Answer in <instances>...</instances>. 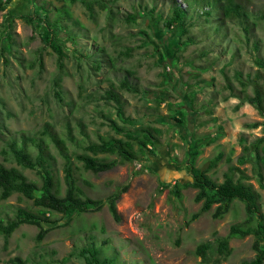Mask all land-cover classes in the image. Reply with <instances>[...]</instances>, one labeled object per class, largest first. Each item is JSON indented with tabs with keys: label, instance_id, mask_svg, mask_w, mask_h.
<instances>
[{
	"label": "rangeland",
	"instance_id": "obj_1",
	"mask_svg": "<svg viewBox=\"0 0 264 264\" xmlns=\"http://www.w3.org/2000/svg\"><path fill=\"white\" fill-rule=\"evenodd\" d=\"M90 1L91 11L79 0H12L0 11V162L15 166L40 185L35 170L5 160L1 150L12 139L19 140L21 132L40 136L44 125L58 134L69 127L76 144L69 142L71 152H80L78 144L97 141L99 136L122 137L109 119L130 130L142 125L156 128L159 147L141 159L98 173L84 170L73 158L77 184L87 195L106 199L119 193L115 205L120 222L114 221L107 204L71 219L54 214L51 218L57 221L44 223L49 229L39 242V228L22 224L7 242L0 234V264H12L15 256L27 264H85L70 253L90 241L107 247L101 257L111 253L120 264H199L201 258L192 253L195 246L224 236L245 214L243 203L235 200L221 218L212 217L213 205L189 219L201 202L194 200L193 187L174 193V184L191 182L192 177L173 162L182 164L191 147L198 149L194 166L208 163L203 171L217 182L229 165L238 166L260 194L264 214V155L255 158L247 153L240 161L243 146L264 136V117L235 97L243 95L237 73L249 84L246 94H253L255 79L264 92V66L257 64L258 59L264 61V0H238L247 14L242 23L227 19L222 6L211 8L206 0ZM174 5L187 12V32L181 37L176 26H165ZM40 6L50 20L61 18V68L52 48L18 17ZM130 16L135 19L129 20ZM126 80L135 89L122 86ZM109 89L118 94L123 117L129 120L117 115L115 101L106 96ZM187 103L190 113L184 107ZM256 122L257 127H250ZM48 150L53 156L51 170L63 190V159L52 143ZM218 154L221 157L209 168ZM16 206L36 209L31 200L13 193L0 200V219L6 221ZM253 240L252 235L231 239L230 254L210 264L251 259Z\"/></svg>",
	"mask_w": 264,
	"mask_h": 264
},
{
	"label": "trees",
	"instance_id": "obj_2",
	"mask_svg": "<svg viewBox=\"0 0 264 264\" xmlns=\"http://www.w3.org/2000/svg\"><path fill=\"white\" fill-rule=\"evenodd\" d=\"M12 0H0V11L6 9ZM77 0H67L73 3ZM89 11L92 10L90 0H79ZM213 2V5L212 3ZM206 5L212 7L222 6L224 17L229 20L242 23L247 14L244 6L238 0H206ZM102 7H104L102 5ZM206 14L208 10L204 11ZM186 10L179 5H174L172 15L166 20V28L176 26L177 37H181L187 32V14ZM59 15V11H58ZM16 17L15 15L12 18ZM18 17L23 18L30 23L38 32L41 40L46 46L52 48L57 54L58 66L62 67V57L64 42L60 38L63 31V24L60 16L53 20L49 19L48 11L42 6L33 8L31 13L21 14ZM12 18L8 22V26L12 23ZM129 20H134V16L128 17ZM245 31L247 27L244 26ZM5 35L9 37L8 29L5 30ZM39 59V58H38ZM41 63V61H39ZM257 64L264 66V61L257 60ZM237 77L241 84L242 96L240 102L252 104L258 114L264 117V92L262 86L255 80H252L253 94L248 95L245 88L248 82L241 78L240 73ZM59 85L58 80L55 81ZM122 86L126 89H135L128 84V81H122ZM58 92V91H57ZM56 92V93H57ZM194 94V93H193ZM106 96L108 99H113L117 105L116 113L123 120L129 118L123 117L122 103L118 94L114 90H107ZM234 96V94H233ZM193 97V96H191ZM191 101V100H190ZM188 113L193 111L190 103L184 106ZM183 115L182 112H178ZM180 123L177 118L173 119ZM110 127L122 137L114 136H99L97 141H87L84 144H78L80 152H71L69 150V142L75 144L74 136L69 127L65 134H58L52 130L49 125H44L39 135L26 134L21 132L19 140L12 139L5 149L1 150L5 160L12 159L19 166L35 170L40 185L34 181H30L26 176L15 166H6L0 162V200H5L13 193H18L24 198L31 200L36 209L28 207L16 206L12 216L7 217L6 221L0 219V234L3 235L4 241L7 242L8 237L13 231L22 224H33L39 228L36 235V241L41 239L48 232L49 228L44 226V223H55L57 219L51 218L54 214H60L71 219L74 215H80L86 212H95L100 210L105 204L115 222H120L121 215L116 209L115 202L119 197V193L115 192L109 195L106 199L93 198L87 195L85 190L77 184V179L74 174L76 169L73 166V158L81 163L84 170L98 173L107 171L118 164L124 162H132L141 159L145 154L153 153L159 147V138L155 134L156 128L151 126H143L135 130L123 128L113 119H109ZM258 122L251 124L250 127H257ZM49 143H52L58 154L63 159V184L62 190L59 179L51 170L53 156L48 150ZM264 136L257 137L248 145L243 146V156L240 160L245 161V155L252 153L255 158H260V153L264 155L263 145ZM198 154V149L191 147L189 149V157L182 163L173 165L176 169L184 168L192 177L191 182L183 184H174V193L180 194V188L193 187L197 189L194 200L201 202L198 211L190 216V220L196 219L202 213L209 211L214 205L211 213L213 218L223 217L232 207L235 200L243 203L244 218L241 221L234 222L229 226L228 232L224 236H216L213 240H206L198 243L192 253L199 256V264H210L211 262L219 263L222 258L227 257L231 248L229 241L233 238H244L252 235L254 240L252 248L255 252L254 256L249 260H243L240 264H263L264 262V214L261 212L260 194L254 190L250 183H247L246 174H244L238 166L229 165L223 173V180L217 182L207 175V171H201V167L194 166V159ZM109 155H114L110 158ZM221 154L210 161V167H213ZM239 175L235 177V174ZM126 187L123 188V190ZM107 250L103 244L97 245L90 241L86 246H82L79 250L71 252L70 255H76L83 259L85 264H120L117 257L111 253L101 254ZM216 256V257H214ZM214 257V258H213ZM12 264H27L24 259L15 256L11 259Z\"/></svg>",
	"mask_w": 264,
	"mask_h": 264
},
{
	"label": "water",
	"instance_id": "obj_3",
	"mask_svg": "<svg viewBox=\"0 0 264 264\" xmlns=\"http://www.w3.org/2000/svg\"><path fill=\"white\" fill-rule=\"evenodd\" d=\"M208 163H205L202 167H201V171H203L206 167H207Z\"/></svg>",
	"mask_w": 264,
	"mask_h": 264
}]
</instances>
